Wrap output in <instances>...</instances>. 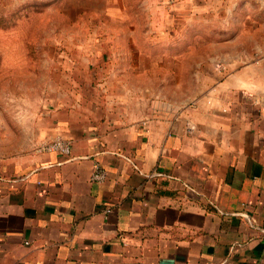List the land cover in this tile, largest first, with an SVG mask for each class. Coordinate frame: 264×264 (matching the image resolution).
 Masks as SVG:
<instances>
[{
  "label": "crops",
  "instance_id": "1",
  "mask_svg": "<svg viewBox=\"0 0 264 264\" xmlns=\"http://www.w3.org/2000/svg\"><path fill=\"white\" fill-rule=\"evenodd\" d=\"M154 3L171 36L196 13L212 32L223 15L239 31L264 21V0ZM220 47L208 58L233 70L182 105L128 87L51 93L47 77L38 97L0 89V264H264V57L243 74L240 47ZM56 137L69 154L38 150Z\"/></svg>",
  "mask_w": 264,
  "mask_h": 264
},
{
  "label": "rangeland",
  "instance_id": "2",
  "mask_svg": "<svg viewBox=\"0 0 264 264\" xmlns=\"http://www.w3.org/2000/svg\"><path fill=\"white\" fill-rule=\"evenodd\" d=\"M158 9L154 0H0L3 99L20 86L32 87L38 97L47 77L51 93L59 87L109 86L116 94L128 87L131 93L139 90L147 103L182 105L196 98L213 74L233 70L232 64L208 58L219 45L240 47L239 70L250 73L243 68L263 46L264 21L261 26L248 22L239 31L232 16L227 24L223 15L226 29L212 32L204 29L209 15L196 13L193 32L180 29L171 36L175 19L168 12L156 14Z\"/></svg>",
  "mask_w": 264,
  "mask_h": 264
},
{
  "label": "built area",
  "instance_id": "3",
  "mask_svg": "<svg viewBox=\"0 0 264 264\" xmlns=\"http://www.w3.org/2000/svg\"><path fill=\"white\" fill-rule=\"evenodd\" d=\"M256 55L264 57V43L262 48L256 53ZM70 142L62 137H56L52 140L43 141L38 145V150L41 151H54L63 154L70 153ZM106 169L98 162L93 164L90 180L92 182L101 183L107 179ZM110 210H107L109 212Z\"/></svg>",
  "mask_w": 264,
  "mask_h": 264
}]
</instances>
